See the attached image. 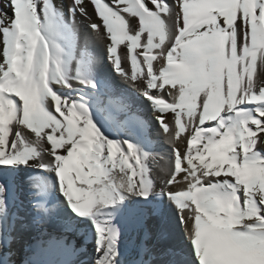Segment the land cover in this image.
Returning a JSON list of instances; mask_svg holds the SVG:
<instances>
[{
	"label": "snow or ice",
	"instance_id": "snow-or-ice-1",
	"mask_svg": "<svg viewBox=\"0 0 264 264\" xmlns=\"http://www.w3.org/2000/svg\"><path fill=\"white\" fill-rule=\"evenodd\" d=\"M0 264H264V0H0Z\"/></svg>",
	"mask_w": 264,
	"mask_h": 264
},
{
	"label": "bare ground",
	"instance_id": "bare-ground-1",
	"mask_svg": "<svg viewBox=\"0 0 264 264\" xmlns=\"http://www.w3.org/2000/svg\"><path fill=\"white\" fill-rule=\"evenodd\" d=\"M89 13L92 14L91 5H89ZM78 19H79V17H78ZM93 19L95 20L94 15H93ZM84 23H87V21H85ZM121 119H123V117H121ZM153 136L155 138V141L160 144V147L157 148V151H159L162 155L170 154L171 149L169 148L167 143L164 142L163 134L160 132L159 128L155 125L153 128Z\"/></svg>",
	"mask_w": 264,
	"mask_h": 264
}]
</instances>
